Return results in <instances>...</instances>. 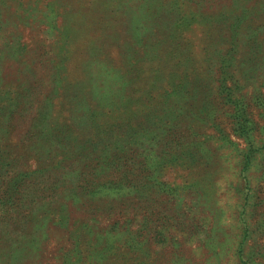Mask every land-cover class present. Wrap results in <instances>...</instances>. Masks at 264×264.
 Returning <instances> with one entry per match:
<instances>
[{"label":"rangeland","instance_id":"rangeland-1","mask_svg":"<svg viewBox=\"0 0 264 264\" xmlns=\"http://www.w3.org/2000/svg\"><path fill=\"white\" fill-rule=\"evenodd\" d=\"M0 104V264H264V0H0ZM91 139L140 179L83 225Z\"/></svg>","mask_w":264,"mask_h":264},{"label":"trees","instance_id":"trees-1","mask_svg":"<svg viewBox=\"0 0 264 264\" xmlns=\"http://www.w3.org/2000/svg\"><path fill=\"white\" fill-rule=\"evenodd\" d=\"M183 21H186L187 18L183 17L182 18ZM77 85H79L78 83H76ZM3 109H5V106L0 104V113L3 111ZM8 115H11L10 112H7ZM41 117V116H40ZM32 122H34L36 125H45V120L44 117H34L32 119ZM60 124L58 123L56 124V126L50 128L48 127V135L49 137L53 136L54 140L59 143V144H63V141L65 140L64 138L67 137L70 132V126L69 124H65V127L63 129H60ZM238 131H240L242 134L246 133L244 135H246L247 137H249V132L250 129L248 128V126L246 125L245 120L242 121H238ZM94 139H91V142L89 140H86L84 142L83 145H77L78 150H79V155L81 156V158L84 161H87L86 166H88V168L91 171H94L95 173H90L89 170L87 169V172L94 178V176H96V174L98 173L99 176L101 175L103 178L99 180H97V178H94V180L97 181L96 185L97 186H93L95 185V182L93 180V178H88L87 180H84L81 185L79 186V189L82 190V192L85 194V196L87 198H89L91 203L86 204L83 206L84 207V211L82 213L81 216H77L75 217V220L78 221L77 223H79L81 217H84L81 221V223L83 225H86L87 222H93L96 221L97 219L93 218L95 216L97 217H106L104 219H107L106 221H109V219L111 218V214L114 212H117V208L119 205L122 204V202H117L119 200V198H115V199H111L110 202H104V194H100L103 191L104 188V182L107 181V183L109 184H113L115 186H117L118 188H123L127 185V183L130 181V177H135L134 182H137L140 177L139 174L136 173H132L129 169H125V170H118L116 169V165L115 163V159L118 157L115 153H111V150H109L108 148L112 146V144L104 142V141H100L98 143H94ZM86 144H90L88 147ZM99 147V148H97ZM97 148V150H96ZM98 151L97 152H95ZM124 148H119L117 152H125ZM95 152V154H93ZM197 154V151L192 152V150H181L178 151L176 153H173L171 150L165 151V155L167 156L166 158H162V160H158L156 162V164L161 163V165L159 167L163 166H168L170 164H174L176 163L177 159H180V162H186L189 161L190 163H194L196 160L192 157L194 155ZM175 155V156H174ZM188 157H192V158H188ZM78 157H76L77 159ZM250 159V154L249 152H247L246 155H244L243 158V163L244 165L248 163V160ZM149 164V161L143 157L142 160L140 161V164H142L141 166H145L146 164ZM146 167V166H145ZM110 169H112V173L109 174H113V177H109L107 175V171H109ZM136 169V168H134ZM93 185H92V184ZM141 183V181H140ZM146 185V182H145ZM129 186H127L128 188ZM117 195L120 196V193H118ZM127 198H125L126 200ZM86 214V215H84ZM66 217H68L66 215ZM63 218V217H62ZM59 218V219H62ZM65 219V217H64ZM112 227V226H111ZM73 236H74V243H76V246L74 248V251H76L78 248V245L80 244L79 240V233H78V226L73 228ZM109 230L106 229V232H108ZM87 232H89L88 236L84 239V244L85 247L88 248L89 252H88V257L91 255L92 252H96L97 250H103L104 247H106L105 245H109V243L107 242V240L105 239V242H103L101 236L99 235V233L101 232L100 229L97 231H90L88 230ZM100 251H98L100 253ZM80 252V250H79ZM78 253V252H77Z\"/></svg>","mask_w":264,"mask_h":264}]
</instances>
